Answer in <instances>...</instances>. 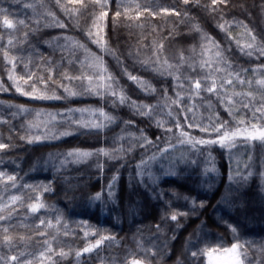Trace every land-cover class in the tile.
Masks as SVG:
<instances>
[{
  "label": "trees",
  "instance_id": "obj_1",
  "mask_svg": "<svg viewBox=\"0 0 264 264\" xmlns=\"http://www.w3.org/2000/svg\"><path fill=\"white\" fill-rule=\"evenodd\" d=\"M66 2L61 0V4ZM207 2L200 0L201 4ZM108 4L101 33L107 45L102 49L86 35L94 15L99 14L91 4L70 17L55 0H0V10L9 19L24 20L26 25L0 29V143L9 145L0 151V171L15 176V181L0 178V208L8 204L14 209L8 219L0 221V264H17L9 261L11 256L40 264L45 240L57 252L63 250L68 255L53 254L43 264H131L133 259L142 264H212L214 255L225 254L224 249L233 244L241 245L244 264H264V145L237 139L230 149L218 144L197 145L192 157H167L171 149L192 147L180 142L184 139L181 130L194 140L215 139L218 133L211 131L212 124L227 122L234 128L241 119L249 120L250 116L239 118L232 105L222 102L229 97L223 89L217 87V93H208L202 84L197 95L189 80L207 79L200 66L201 44L208 49L204 59L217 65L215 48L202 40L204 35L225 49L222 56L228 64L218 65L226 73L246 76L251 69L264 71L259 67L264 65V57L248 56L244 48L252 42L249 30L257 37V44H264V0H228L227 6H219L215 13L193 3L184 5L181 0H108ZM136 4L143 14L129 19L135 15ZM124 8L127 16H114ZM164 9H176L181 15ZM57 21L66 26H58ZM193 23L201 32L193 30ZM220 24H225L227 32ZM242 40L247 42L242 44ZM74 42L85 45L88 51ZM161 43L163 49L158 48ZM154 49L157 55H153ZM181 53L185 60L178 65ZM93 56L102 60L127 98L137 105L152 106L150 116L138 114L131 103H113L107 92L96 95L85 91L86 80L63 78L95 73L97 67L90 60ZM165 60L173 67L168 68ZM124 69L154 91L128 79ZM29 73L33 79L39 76L45 81L51 75L48 94L61 99H33L17 92L16 81L9 77L27 79ZM19 83L27 90V85ZM60 84L77 95H68ZM177 94L179 107L172 103ZM240 94L248 100L245 93ZM253 96L255 102L264 100V91ZM21 107L29 111L21 112ZM87 108L102 110L114 120H105L100 129L72 123H89L86 115L69 111ZM176 120L181 129L175 127ZM189 123L209 130L189 128ZM169 127L171 133L165 131ZM64 132L69 134L60 135ZM145 137L152 143L145 144ZM163 148L169 150L161 153ZM72 150L91 155L73 162L65 156ZM236 155L244 156L238 167ZM153 156L156 158L150 159ZM142 161L147 165L141 166ZM248 172L252 175L242 179ZM97 193H102L101 199H92ZM13 196L19 197L15 204L11 203ZM36 202L45 207L31 213L27 205ZM7 213L5 209L0 215ZM179 213L186 215L170 219ZM49 221L52 228L47 227ZM3 228L13 236L11 244L3 240ZM41 231L45 234L40 235ZM101 235L113 239L91 253L75 256ZM212 248L217 251L211 256L191 254ZM45 255L49 254L45 251Z\"/></svg>",
  "mask_w": 264,
  "mask_h": 264
},
{
  "label": "snow or ice",
  "instance_id": "obj_2",
  "mask_svg": "<svg viewBox=\"0 0 264 264\" xmlns=\"http://www.w3.org/2000/svg\"><path fill=\"white\" fill-rule=\"evenodd\" d=\"M36 2L40 3V0H36ZM55 2L57 5H60L63 8V10L65 11V13L70 17H75V16H77V14H79L81 12V10H86L88 8L89 4L93 5L99 14L94 15L91 28L87 31L86 35L92 43L97 44L102 49L106 48L107 42L104 40L101 33H102L103 22H104L105 18L108 16V7H109L108 0H67V2L64 4H61V0H55ZM181 2L184 5H188L189 3H193L199 7L205 8L207 11H209L211 13L218 12L220 10L219 6L226 7L228 4V0H208V2L205 4H201L200 0H181ZM73 5H79V7H73ZM27 6L33 7L32 4H28ZM118 7H123V6L121 5ZM135 8L137 9L135 12V15L132 17H128L129 19H138L143 14L142 11L139 10L140 9L139 4H136ZM127 11H128L127 8H124L123 13L121 10H117L114 13V16L120 17L122 14L127 16ZM144 11H148V9L145 8ZM164 11L168 12L169 14H174L176 16L181 15V12L176 10V9H172V10L164 9ZM48 15H52V13L49 12ZM184 15L187 16V13L185 12ZM17 25L26 26L24 20H16L14 22L12 19L8 18V15L5 13L4 10H0V29L14 30V29H16ZM57 25L60 27L66 26L59 21H57ZM192 27H193L194 31H196L198 33L201 32V29L195 23H193ZM219 27L222 31L227 32V30L225 28V24H220ZM248 34L251 37L252 42L248 43L244 46V48L248 49V51H246L245 54L248 56H253L255 54L257 56V58L264 57V44H257V37L255 35H253L250 30H249ZM202 40H204L207 44H210L215 48L214 56L216 58L217 65L220 63H223L225 65L228 64L227 60L222 56V52H224L225 49H221L220 45L216 41H214L212 39V37H210V36L204 35V36H202ZM12 43L13 42L11 39H9L7 41V44L9 46H11ZM74 43H75L76 47L84 49L86 52L88 51L85 48V45L79 44L78 42H74ZM158 48L163 49V44L161 43L160 45H158ZM244 48H241V51H244ZM107 50L112 55L115 56V53L111 49H107ZM207 50L208 49L206 48V45L201 44V52L199 53V55H200V66L201 67H212V63L209 60L204 59L205 52ZM3 54L5 56L8 55L7 51H5ZM153 55H157V49L153 50ZM116 58L119 61V57H116ZM157 59H159V58L157 57ZM90 60L97 67V71L95 73H93L92 75L81 74L80 76H75V77L64 76L63 78L65 80H73V79L81 80V81L86 80L88 82V87L85 89V91L94 92L96 95H103L102 92L97 91L96 88L92 87L93 80L95 79L98 82L97 87L106 89L107 94L114 98L113 103L124 104V103L128 102V103H131L136 108L138 114L144 115V116H150L152 114V111H153L152 106L144 105V104L137 105L135 101H131L129 98H127L125 96L123 89L119 87L118 83L114 80V78L111 76V74H109L107 72V69L103 67V62L99 57L93 56L90 58ZM184 60H185V58H184L183 54L181 53V55L178 58V65H182L184 63ZM9 63L12 65L13 68H15L14 58L10 57ZM164 63L168 65V68L173 67V65L168 64L167 60H165ZM259 67L261 70H264V65H261ZM193 70H195V69H193ZM220 70L221 69L218 66L213 69V71H215V72H219ZM245 71H247V70H245ZM251 71L255 72V71H257V69H251ZM124 72H125V75H127L128 79H130L134 83L140 85L142 88H144V90L154 91V89H151L149 86H147L142 79L138 78L135 75H132L130 72L127 71V69H124ZM168 74L170 75L171 73H168ZM208 75L211 76V73H209ZM235 76H236L237 82L240 84L248 83L249 85H251V83H252V81L246 82L243 79H240L239 73H236ZM9 79H13L14 81H16V85H17L16 91L19 92L21 95L29 96V97H32L33 99H57V100L61 99L60 96H57L54 93L52 95L48 94V92H49L48 81L52 80L51 75H49L48 81H45L43 79V77H39V76H37V77H35V79H33V74H31V73H29L27 75V79H25L24 76H20L18 79L13 77V76H10ZM105 79L107 80V83H103V84L99 83L101 81H105ZM177 79L179 80V77H177ZM20 81L23 82V85H27V90H25L24 87L20 86V83H19ZM29 81H33V82L31 84H29ZM232 83H233V81L231 79L222 80L221 84H220V88L223 89L224 85H231ZM255 83L258 86V90L264 91V78L257 79L255 81ZM37 84L41 85V88L43 90H41V88H37V86H36ZM202 84H203V90L204 91H207L208 93H217V82L214 79H212L211 81H209L208 79L189 80L190 87L195 91V94H197V95L199 94V91L202 90ZM59 87L63 88L64 91L67 92L68 95H70V96H76L77 95V93L75 91H71L64 84H60ZM236 95H241V94H236ZM243 95L248 97L247 102L241 101L243 108L248 109L250 112V117H249V120L247 122L245 120L241 119L240 121H238L237 126L234 128H229L227 125V122H218V123L212 124L211 131L218 133V136L215 139L194 140L193 138H191L189 136V134L187 132L181 130L180 136L183 137L184 139H182L180 142L191 144L193 148H195L197 145L218 144L222 148L227 147L230 149L232 147H235V141L237 139H242L244 142L258 141L262 145H264V124L260 123L261 121H264V100H259V101H256L255 103H253V100L255 98H254L252 92H247ZM180 99L181 98L177 94V99L173 100L172 103L176 104L177 107H179V100ZM222 102L227 103L230 106L233 104V100L231 97H227ZM188 110L191 111V108H189ZM20 111L21 112H27L29 110L21 107ZM69 111L81 112V113L89 112L92 114L99 112V116L103 117L104 120H106L108 122H112L114 120V117H111V116L105 114L102 110L69 109ZM37 115H39V114H37ZM184 119L187 121L189 118L185 115ZM72 123L79 124L80 126L85 127V128L94 127V128L100 129V128L104 127V124L102 122H98V121H91L89 123H85L82 120H78V121H73ZM174 123H175V127L177 129H181V125H180L178 120H176ZM158 125L163 127L162 122H158ZM194 126L200 127L201 131H208L209 130L207 127H202L200 125H194L192 123L187 124V127H189V128L194 127ZM165 131L171 133L172 128L171 127L166 128ZM68 134L69 133L64 132V133H61L60 135H68ZM36 139H39V137H36ZM28 142L31 143L32 140L29 139ZM144 142H145V144H151L152 143V141L148 140L146 137L144 138ZM141 146L143 147L144 145L142 144ZM8 147H9L8 144L0 143V151L6 149ZM172 147H174V145ZM168 150H169L168 148H163V149H161V153L167 152ZM99 152L103 155H108V153L105 152L103 149H100ZM90 155H91V153L80 151V150H72V151H69L65 154L66 158H71V161H73V162H78L82 159L87 158ZM155 158H156L155 156L150 157V159H155ZM61 163H63V161ZM147 163H148L147 161H142L141 166H146ZM211 170L215 171L214 168ZM251 175H252V173L248 172L245 176L242 177V179L246 180L248 178V176H251ZM261 175L264 176V173H261ZM0 178H4L8 181H15V176H12V175L5 176V174L2 171H0ZM12 186L15 187V184H13ZM111 188H112V185L110 184L108 186V189H109L108 194L109 195H111ZM101 195H102V193H97L94 197H92V199L99 200V199H101ZM18 199H19V197L13 196L11 198V203L15 204ZM193 203H195V202H193ZM44 207H45V205L41 202L31 203V204L27 205V208L31 213H38ZM5 209H8V213H7V215H0V221H4V220L8 219L11 216V212L14 211V209H11L8 204H5L2 208H0V212H4ZM178 215H186V213L172 214L170 216V219L175 221L178 219ZM44 223H45V221L41 220V224H44ZM47 227L48 228L53 227V225L51 224L50 221L47 222ZM157 230H159V226H157ZM39 234L44 235L45 233L43 231H41ZM85 235H87V233ZM93 235H95V233H93ZM18 239H23V238L19 237ZM112 239L113 238L110 236L101 235L94 242H90L88 244V246L84 247L82 249V251H77L75 253V256L78 258L85 253H91V252L95 251L96 249L100 248L101 245H103L106 240H112ZM3 240L9 244H11V242L13 241V236L9 234L8 228H3ZM52 240L53 241L55 240V236L52 237ZM45 244L47 245L45 251L49 255L46 256L45 251H42L40 253V258H41L40 264H43L44 259L50 260L53 254L59 255L61 257H65L68 255V253L64 252L63 250H60L57 252L56 249L53 248L52 244L47 240H45ZM215 251H217V249H215V248L202 249V250H199L198 252H193L191 254H192V256H197V255L211 256V254ZM224 252L229 254V256H230V264H244V258H246V257L242 256L241 245L233 244L231 248L224 249ZM20 256L23 257L24 254L21 253ZM9 261L10 262H17V264H31L30 261L26 262L23 259H18L17 256L9 257ZM131 264H142V262L140 259H133L131 261Z\"/></svg>",
  "mask_w": 264,
  "mask_h": 264
},
{
  "label": "rangeland",
  "instance_id": "obj_3",
  "mask_svg": "<svg viewBox=\"0 0 264 264\" xmlns=\"http://www.w3.org/2000/svg\"><path fill=\"white\" fill-rule=\"evenodd\" d=\"M242 44L246 43V40H242L241 41ZM210 60V59H209ZM212 63V67H203V72L204 75L207 79H209L210 81L212 79H214L217 82V87H220L221 81L222 80H227V79H231L233 81V83L231 85H224L223 91L225 92L226 96H229L232 98L233 100V108L236 110V113H239L240 115H238L239 118H243V117H248L250 116V112L247 111H243L240 106H242L241 101L243 102H247V98L245 97L243 99V97L241 96H237L234 97L235 94H240V93H247V92H252L253 95H258V86L256 85L255 81L257 79L260 78H264V71H251V72H247L246 76L245 75H240V79H243L244 81H252L251 85H249L248 83L245 84H240L237 82L236 80V76L235 74H228L224 71V69H222L220 67V65H216L215 63H213L212 61H210ZM219 67L221 70L219 72H215L213 71L214 68ZM211 73V76H209L208 74ZM97 81H95V85L93 84V88H96L97 91H100L102 93H106V89L104 88H98L97 87ZM99 83H107V81H101ZM236 99V100H234ZM243 99V100H242ZM255 102V101H253ZM243 107V106H242ZM87 109H92V110H98L95 108H87ZM249 111V110H248ZM81 113V112H80ZM84 116V118L88 119V121H97V119L100 120V122H102L104 124L105 120L103 119V117L99 116V112H96L95 114L89 113V112H83L82 113ZM196 151L193 147L191 146H180L176 149H171L167 152V157L168 159H174V158H186V157H192L193 154H195ZM237 163H235V166H240L238 164L244 162V156L241 155H236ZM246 160V158H245ZM212 264H230V256L229 254L225 253V254H219V255H214L212 257Z\"/></svg>",
  "mask_w": 264,
  "mask_h": 264
}]
</instances>
